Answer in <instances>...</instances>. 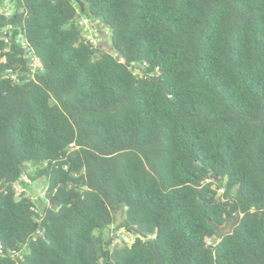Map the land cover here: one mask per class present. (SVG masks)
Listing matches in <instances>:
<instances>
[{
    "label": "trees",
    "instance_id": "16d2710c",
    "mask_svg": "<svg viewBox=\"0 0 264 264\" xmlns=\"http://www.w3.org/2000/svg\"><path fill=\"white\" fill-rule=\"evenodd\" d=\"M10 1L0 264H264V0Z\"/></svg>",
    "mask_w": 264,
    "mask_h": 264
},
{
    "label": "built area",
    "instance_id": "2783aa9c",
    "mask_svg": "<svg viewBox=\"0 0 264 264\" xmlns=\"http://www.w3.org/2000/svg\"><path fill=\"white\" fill-rule=\"evenodd\" d=\"M14 13V6L12 1L10 0H2L0 1V15L9 18ZM80 23L85 27V36L86 40H89L93 44H98L99 40V32L97 31V28L91 27L90 24L91 19L90 18H81ZM17 26H14L12 24L6 25L1 29L2 37L6 42H12L16 41V43L20 46L22 53L24 56L28 59V65L30 67V74L26 78V80L30 79H36V75L43 72L44 68L41 66L39 58L37 57L36 53L34 52V49L32 45L30 44L28 38L21 32L16 31ZM2 60H5L2 58ZM22 179H27L26 176H23ZM121 233V230H118L116 232L117 234V240H121L122 236L119 234ZM132 235L131 233H129ZM133 238H126V243L131 244L134 242L135 236L132 235ZM155 235H152L151 237H154ZM142 237V236H141ZM143 238V237H142Z\"/></svg>",
    "mask_w": 264,
    "mask_h": 264
},
{
    "label": "rangeland",
    "instance_id": "374dc122",
    "mask_svg": "<svg viewBox=\"0 0 264 264\" xmlns=\"http://www.w3.org/2000/svg\"><path fill=\"white\" fill-rule=\"evenodd\" d=\"M88 8L87 7H84V9L81 8L80 10V15H81V18H88L90 17L89 13H88ZM92 22L93 24L91 23L90 26L91 27H96L99 31H102L103 28L99 25V23L95 20L92 19ZM97 22V23H96ZM107 30H104V34L106 36H108ZM103 34V33H102ZM104 34L102 35L101 38H99L98 40V44L101 45L102 48H105V49H108V42H107V38L106 37H103ZM136 72H138L137 69H135ZM22 180H25V179H21L17 184H16V190L17 192H22L23 190H26V192L32 197V199L35 201L36 203V209L39 210L40 208V205L42 203V197L45 195V192H46V185L44 184V180L40 179L39 182L37 184H31L30 186H28L27 188L22 184ZM30 182V181H29ZM123 221H124V214L123 213H120L116 220H115V224L112 226V227H117L119 226L120 229L118 230H121V233H119L121 236H122V239L121 241L123 240L124 242H126V238H130L132 239L133 236L130 235L129 231L125 228V227H122L123 225ZM238 221V220H237ZM236 222H233L231 223V225L229 227H223L222 228V232L223 233H226L228 231H231L232 228L235 226V224L237 223Z\"/></svg>",
    "mask_w": 264,
    "mask_h": 264
},
{
    "label": "water",
    "instance_id": "95a60500",
    "mask_svg": "<svg viewBox=\"0 0 264 264\" xmlns=\"http://www.w3.org/2000/svg\"><path fill=\"white\" fill-rule=\"evenodd\" d=\"M76 1L81 5V8L84 9V7H85V2H84L83 0H76ZM240 216H241V215L238 214V215L236 216L234 222H236ZM131 228H132V230H134V232L138 233V234L141 235L143 238L148 239V240H154V239H152L151 237H147V235L144 234L141 230L136 229V228L133 227V226H132ZM216 228H219V226L216 225Z\"/></svg>",
    "mask_w": 264,
    "mask_h": 264
},
{
    "label": "clouds",
    "instance_id": "9594fccd",
    "mask_svg": "<svg viewBox=\"0 0 264 264\" xmlns=\"http://www.w3.org/2000/svg\"><path fill=\"white\" fill-rule=\"evenodd\" d=\"M141 236V235H140ZM145 239V238H144Z\"/></svg>",
    "mask_w": 264,
    "mask_h": 264
}]
</instances>
